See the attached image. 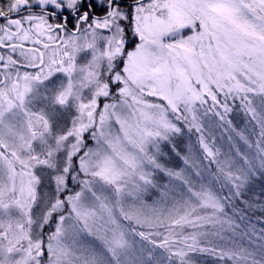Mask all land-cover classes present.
<instances>
[{
	"label": "snow or ice",
	"instance_id": "obj_1",
	"mask_svg": "<svg viewBox=\"0 0 264 264\" xmlns=\"http://www.w3.org/2000/svg\"><path fill=\"white\" fill-rule=\"evenodd\" d=\"M33 7L49 9L45 15L50 18L59 14L61 22L47 24V30L67 38L55 37L61 41L59 58L54 54L48 61L43 53L28 65L0 55V264H195L192 253H215L201 246L208 233L184 235V229L222 223L217 216L224 214L222 201L243 195L253 164L237 148L244 166L234 174L231 148L221 153L214 142H206L197 105L210 100L204 115L211 113L222 127L227 125L226 131H235L227 116L233 110L230 102L239 100L260 125L256 146L264 169V0H3L0 45L4 37L27 40L31 28L26 22L47 23L45 15L31 14ZM97 7L103 15L93 14ZM25 10L28 14L20 16ZM129 32L139 39L131 50L126 47ZM6 46L16 51V45ZM78 58L85 62L78 64ZM25 66L37 69L35 75H21ZM85 90L90 93L86 102ZM249 96L259 97V112ZM101 97L113 103L100 110ZM215 123L209 117V127ZM183 125L200 134L203 157L191 148L180 156L175 140L183 135ZM236 135L248 142L242 132ZM164 148L184 167L169 168ZM212 164L216 179L235 182L230 197L203 185L192 192L195 185L186 172L202 179L201 172ZM156 174L188 189V199L174 203L175 215L149 217L143 205L131 212L120 207L117 214L125 195L138 197L142 187H156ZM46 180L51 195L39 197ZM69 180L79 190L64 196L72 191ZM166 195L162 192L161 199ZM209 209L211 216L198 214ZM122 221L156 229V239L138 233L152 245L142 258L127 259L130 245ZM46 227L51 229L47 234ZM217 258L264 264V251L260 259L247 249L220 252Z\"/></svg>",
	"mask_w": 264,
	"mask_h": 264
},
{
	"label": "rangeland",
	"instance_id": "obj_2",
	"mask_svg": "<svg viewBox=\"0 0 264 264\" xmlns=\"http://www.w3.org/2000/svg\"><path fill=\"white\" fill-rule=\"evenodd\" d=\"M146 3L149 2V0L145 1ZM46 11V10H43ZM28 14V13H27ZM24 14V15H27ZM35 16H41V14L37 13H31ZM20 15V16H24ZM16 18V17H14ZM46 24L42 23L39 20H35L29 23H25L26 28H31V31L29 32V38L27 40H21L19 38H14L11 41H8L6 37H4L5 44L0 45V55L4 56L5 59L9 55L12 56L14 60H17L18 64L22 65H28V62L30 59H32L33 56L38 55L39 53L44 54V59L45 61H48L50 57H52L54 54H56V58H59V55L57 54V46L61 43L60 40L55 39L56 36H64L66 39L67 37L63 32L57 33L55 30L52 32H49L47 30V24H57L54 23L53 21L49 20L47 17H45ZM104 35H107V32L103 33ZM190 34L187 30H185L184 35ZM0 37H3V33L0 35ZM49 37H53V39H49ZM90 39V37H89ZM130 41V40H129ZM83 40L81 39V43ZM131 42V41H130ZM129 42V43H130ZM8 43L16 45V51L12 52L10 48H8L6 45ZM135 43H139V39L137 37V40H135ZM134 45L129 49L131 50L134 48ZM47 44L49 45L48 48H45L44 45ZM22 45V47H21ZM101 48L103 45H99ZM33 48V49H26V48ZM21 52L24 53V55H21ZM27 57V59H26ZM90 58V56L88 57ZM37 64L39 63V60L35 61ZM83 58H78L77 63L82 64L84 63ZM122 67V65H121ZM21 75L25 71L32 72L33 75H35L37 69L29 66L21 67L19 69ZM47 71V69H45ZM63 79V76L61 75L60 77ZM112 92H115V88H112ZM85 97V102L87 99L90 97V93L88 90H85L83 93ZM250 99L254 100L253 106L256 107L257 112L260 111L259 107V97H252L249 96ZM222 99V97H221ZM103 100V101H102ZM107 100V101H106ZM154 102H160V101H155ZM105 103H113L111 99H105L101 97L98 100L99 104V109H103V105ZM211 106V101L209 100V104L205 105L203 107L197 105L198 111L196 112V115L199 117V122L201 123L202 127L204 128L205 132V140L209 145L211 146L214 142L215 146L221 150V153H227L229 152V149L231 148L232 155L234 159L237 161L236 167L233 168L234 174L236 173V168L244 166V162L241 157L236 156V149L238 148L241 153L244 155L248 156L249 159L252 161L253 164V173L248 177V179H252L254 177L258 178V174L264 173V169L260 168V156L257 154L258 149L256 146V141L260 139V125L257 123V121L252 119L251 113H246L245 110L240 106L239 100L235 102L233 105L231 102L229 106L233 109L227 116L228 120H231L232 125L231 127L235 129V131L228 130L226 131L225 126H221L218 118L215 116H212L211 113H209V117L211 120L216 121L215 125L213 127H209V117H206L204 115V111L206 108ZM238 113L241 114V116H244L247 121L252 120L255 124V126L250 127L247 123V121L243 120L242 118L240 119L238 117ZM72 115H75L73 112ZM70 119V117H69ZM97 122L99 120V116L97 114L96 116ZM243 120V121H242ZM115 125H113V130H115ZM184 132L183 135L180 137H177L175 140V143H177L178 148L181 150L180 151V156L183 157L184 155L187 154L186 150L191 148L193 150L194 155L197 158H201L204 156V153L201 149V146L197 143L198 138H199V133H197L194 129L189 132L186 127H184ZM236 132H242L244 136L247 138V143H245L244 140H241L239 136L236 135ZM210 133V135H209ZM229 136L232 137V140L230 141L228 138ZM86 140H89V145L93 146V142L90 141L89 137L86 135L85 136ZM264 143H262V147ZM164 151V156L165 160L164 162L167 163V166L169 168H172L174 170H180L181 168L184 167L183 163L181 162V159L177 157L174 153H170L167 148L163 149ZM221 159H224L223 155L220 157ZM205 164H207V161H204ZM215 165V164H214ZM216 167V165H215ZM216 173H217V168H216ZM213 171L210 170V167L208 168L207 172H201V176L203 177L202 179H198L195 176L191 174V172H186V175L189 176V178L192 181V184L195 185L192 188V192H198L200 191L201 186L203 185L206 188H210L216 195L223 197L221 192L219 191V186L217 183H222L223 188L228 192H231L233 190V185L235 182L233 181H228L225 179L224 176H219V181L217 182L215 179V176H213ZM157 179H156V187L152 186H147L146 188L142 187L139 195L137 197V194L133 192L132 196H127L125 195L122 198V203L120 206H118L115 211L117 214H119V209L120 207H123L125 212H131L133 209H140L143 206V212L149 217H152L153 215H161L163 214L164 216H167L170 212H173L174 208V203L176 201H179L181 198L183 199H188V189L186 187H183L181 185V182L179 180H173L169 182L168 180H160L159 179V174H156ZM84 177L81 176V179ZM48 182L47 180L45 181V187H42L38 189V196L39 197H44V196H49L51 195L52 189L47 186ZM162 185H167V188L161 187ZM68 188L71 189V192H66L63 195H70L73 194L74 191H78L79 188L69 180L68 183ZM127 191H132L131 186L128 187ZM166 192L167 195L165 199H161V193ZM100 194V193H98ZM109 193L105 192L103 195H108ZM63 198V196L61 197ZM225 204V201H222ZM43 202L41 201V207H42ZM181 215L183 213H180ZM201 216H211L212 212L211 210H205V211H200L198 213ZM173 215L175 213L173 212ZM219 217V220L222 221L218 223H207L199 226L197 229H193L191 227L186 226L184 229V235H189L193 231H200V232H206L208 235L202 239L201 246L206 247L207 244L210 245L212 248H216L217 251H219V246L223 248V251H231L230 246H238L239 243V237L237 236L236 233L233 231H228L223 229V226H240L235 220H231L229 215L225 213V208H224V214H217ZM132 226H128L124 221H122L124 229L126 231V239L129 242L130 248H129V255L127 259L131 260H136L139 258H142L143 255H146V251L150 248H152V245L149 243L148 240H144L142 237L138 235L139 232H145L146 234H150L151 238L156 239L155 237V232L156 229L149 230L146 226L145 227H140L135 224V221H129ZM134 230V231H133ZM51 229L45 228L44 232L47 234ZM89 240H92V237L88 238ZM229 241H233L234 244L231 243V245H228ZM210 242V243H209ZM157 243H159V239H157ZM95 247L97 249L100 248V241L96 240L95 241ZM175 250V249H174ZM162 250L161 249H156L157 253H160ZM253 253H257V251H254ZM204 253H192V259L195 261V264H197V261H201L204 258ZM198 259V260H197Z\"/></svg>",
	"mask_w": 264,
	"mask_h": 264
},
{
	"label": "trees",
	"instance_id": "obj_3",
	"mask_svg": "<svg viewBox=\"0 0 264 264\" xmlns=\"http://www.w3.org/2000/svg\"><path fill=\"white\" fill-rule=\"evenodd\" d=\"M0 2H3V0H0ZM30 3H34V0H30ZM44 10H46V12L49 11V9ZM46 12L40 14L45 15ZM24 14H27V12L23 13L22 15ZM64 14L68 15L67 12ZM45 17L54 23H59V21L50 18L47 15H45ZM3 23L5 22L0 21V24ZM1 34L2 33H0V35ZM128 39L131 42L128 43L126 47L130 49L134 45L135 40H137V37L133 39L131 33L129 32ZM237 115L240 119L242 118L243 120L247 121V119H245L244 116H241L240 113ZM247 122L250 127L255 126L252 120ZM183 126L188 129L187 125ZM209 167L213 173H216V167L214 164ZM257 176L258 178L254 177L247 180V183L243 189V195L240 198L231 197L229 201L225 202V213L229 215L231 220H235L240 226H228V228L223 226L222 228L228 231H233L239 237L238 246H230L231 251H238L240 249H247L249 252L257 251L255 256L257 259H260L261 252L264 251V173H260ZM216 181L220 182L219 179H216ZM217 185L219 186V191L223 197H230L231 192L228 194L225 188H223L222 183H217ZM232 191H234V188ZM124 222L128 226L133 227L129 221ZM231 243L234 244L233 241H229L228 245H231ZM206 247L212 248L208 244ZM220 252L224 251L223 248L219 246V251L216 250L215 253H204V258L201 261H197V264H235V262L231 259H218L217 256ZM225 252L229 251L226 250Z\"/></svg>",
	"mask_w": 264,
	"mask_h": 264
},
{
	"label": "flooded vegetation",
	"instance_id": "obj_4",
	"mask_svg": "<svg viewBox=\"0 0 264 264\" xmlns=\"http://www.w3.org/2000/svg\"><path fill=\"white\" fill-rule=\"evenodd\" d=\"M146 1V0H145ZM148 1V0H147ZM127 4H132L134 2V0H126ZM31 13H37V14H40V13H43V12H46V11H42L41 8H31ZM27 12L28 13V10H25L23 12L20 13V15H22L23 13ZM94 15H103V9L97 7L93 13ZM63 15H65L63 13ZM57 21H59V23L61 22L60 21V15L58 14L56 18H53ZM73 24H74V21L73 20H70L69 21V24H68V31L71 32L73 30ZM30 49H33L31 47H29ZM28 47L26 49H29Z\"/></svg>",
	"mask_w": 264,
	"mask_h": 264
}]
</instances>
